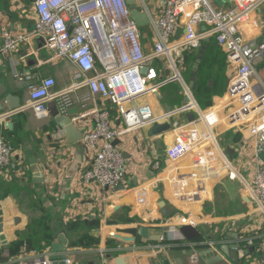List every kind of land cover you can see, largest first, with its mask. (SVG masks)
Masks as SVG:
<instances>
[{
	"label": "crops",
	"instance_id": "1",
	"mask_svg": "<svg viewBox=\"0 0 264 264\" xmlns=\"http://www.w3.org/2000/svg\"><path fill=\"white\" fill-rule=\"evenodd\" d=\"M35 1L0 0V48L3 33L32 32L37 20ZM158 3L159 0H137V7L154 20ZM183 26L180 21L175 42L180 41ZM242 31L245 36L264 43V3L254 14L253 23L244 26ZM139 33L143 50L149 53L154 41L151 23L139 29ZM181 55L183 59L176 60L180 82L168 83L157 95H146L138 101L149 105L153 115L160 117L157 124L170 123V130L148 137L150 127H147L120 136L115 146L123 155L125 181L118 188L106 189L86 183L82 178L92 161L91 153L82 144V135L94 123L90 118L80 121L76 118L93 109H106L113 125L123 128L114 107L93 97L86 87L72 93L73 104L63 116L71 119L81 133V140L70 143L54 122L55 103L47 105L49 117L44 120L36 119L23 107L27 104L29 88L43 79H53L55 91L67 88L72 82L74 67L55 58L38 39L19 46L10 55L0 53V116L12 114L0 126V139L13 150L11 161L15 164L13 171H0V264L49 256V245L41 242L31 247L29 244L37 239H51L53 243L59 235L67 240L65 255L71 264H116L117 258L123 264H232L220 252V247L233 245L244 250L235 238L247 235L251 229L246 226L254 219L249 216L252 197L244 183L240 180L242 192L237 199L241 200L242 211L236 215H217L214 209L205 212L208 205L215 208L211 187L216 177L211 179L202 202L181 205L172 194L168 175L172 164L165 155L174 142V124L185 125L205 112L215 113L219 118L228 112L221 107L228 85L225 53L211 38L203 40L198 49L182 50ZM153 66L160 72L159 79L174 74L166 61H155ZM252 66L255 73L252 87L264 90V55ZM17 75L22 77L21 81L16 80ZM184 88L189 90V103L197 107L163 118L184 105ZM3 89L19 99L18 109L10 110L5 94L1 95ZM191 117L194 119L190 120ZM213 121L214 116L210 115L199 127L207 128ZM7 122L11 128L5 126ZM211 129L223 158L241 176L229 156L239 165L243 148L251 151L245 141V127L234 131L221 123ZM188 164L190 159L180 161L175 173H181V168H188ZM225 175L228 176L223 170L217 177L229 178ZM35 179L41 181L35 182ZM245 181L248 182L246 178ZM187 216L195 220L194 226L181 223ZM259 225L253 223V227ZM140 228L147 229L146 238L139 234ZM195 232L205 233L202 242L191 239ZM224 233L227 237H222ZM116 234L134 241L114 239ZM216 236L221 239L216 240ZM100 251L105 253L103 258ZM193 255L198 257L197 262H192Z\"/></svg>",
	"mask_w": 264,
	"mask_h": 264
},
{
	"label": "built area",
	"instance_id": "2",
	"mask_svg": "<svg viewBox=\"0 0 264 264\" xmlns=\"http://www.w3.org/2000/svg\"><path fill=\"white\" fill-rule=\"evenodd\" d=\"M263 3L264 0H159L156 19H149L154 41L151 51L145 53L139 29L130 19L125 0H36L37 20L32 32L3 33L0 53L10 55L19 46L38 39L55 58L74 67L72 82L63 90L55 91L51 78L29 88L23 110L30 111L38 120L49 117L47 105L50 102L55 103L60 115L67 114L73 104L72 93L81 87L114 107L123 128L113 125L106 109H93L76 120L90 118L94 123L93 128L82 135V144L92 157L83 180L101 188L115 189L124 183L126 167L114 142L125 133L151 127L161 120L153 115L149 105L139 104V99L157 95L168 83L180 82L176 60L183 59L182 50L198 49L203 40L214 39L225 53L228 85L221 107L228 112L223 118L205 112L185 125L174 124V142L165 151L172 164L169 184L174 199L181 205L197 204L204 200L211 179L223 174V170L231 180L240 179L252 197L249 216L254 219L246 226L250 227V232L236 237L235 241L239 246L242 244V249L264 255V163L258 159V154L264 153V90L253 88L248 82L255 75L254 61L264 55V43L245 36L242 31L244 26L253 23L254 14ZM180 21L184 23L183 32L180 41L175 42ZM155 61H166L174 74L159 79L160 72L153 66ZM143 69H146L144 74ZM16 80L21 81L22 77L17 75ZM183 92L190 100L189 90L184 88ZM188 109H193L192 103L166 113L163 118ZM11 115L0 116V126ZM210 115L214 116L213 123L201 129L199 125H204ZM221 123L234 131L246 129L245 141L254 159L248 182L244 176L233 172L217 146L211 128ZM12 156L11 147L0 139V171L3 173L15 169ZM184 159H190L188 168L175 173L178 163ZM181 223L194 226L195 220L187 216ZM253 223L260 225L253 227ZM100 254L102 258L105 255L104 251ZM48 257L14 264H52ZM191 259L197 262L198 257L193 255ZM64 264H71L67 256Z\"/></svg>",
	"mask_w": 264,
	"mask_h": 264
},
{
	"label": "water",
	"instance_id": "3",
	"mask_svg": "<svg viewBox=\"0 0 264 264\" xmlns=\"http://www.w3.org/2000/svg\"><path fill=\"white\" fill-rule=\"evenodd\" d=\"M128 10H129V15L130 19L134 22V24L137 26L138 29L144 28L149 25L150 20L147 16V14L144 11H141L137 7L136 0H125ZM146 72V69H143L141 71L142 74ZM5 94V102L8 104L9 108L11 111H14L20 107L19 104V99L14 97L11 94H6V89H3L1 92V95ZM185 103L183 106H187L189 103V98L185 97ZM194 107H197L193 103ZM54 122L57 125L58 128L61 129L63 132L64 136L70 141V143H75L77 141L81 140V133L76 129L74 124L72 123L71 119L68 116H63L60 115L58 112L54 114ZM6 127L11 128V123L7 122L5 124ZM171 128L170 123H163V124H154L152 125L149 130H148V137H154L157 135H160L162 133L168 132ZM116 142H114V145ZM258 159L264 163V153L258 154ZM36 169L34 168L33 171ZM36 177V176H35ZM38 178V177H37ZM41 180L35 179V182H39ZM245 199V198H244ZM243 199V200H244ZM2 231V225L0 224V233ZM139 234L143 237H147V229L145 228H140L139 229ZM236 236V235H234ZM114 239H118L123 242H133L134 239L131 237H125L121 236L120 234H116L113 237ZM67 240L63 235H59L56 239L55 242H53L48 249V260L52 264H64V260L66 259L65 252L67 251ZM220 252L232 263V264H241L240 262L247 257H249L252 253V249H244V250H239L236 249L235 246L233 245H223L220 247ZM259 260L261 259L258 258ZM116 264H123L122 260L117 258L116 259Z\"/></svg>",
	"mask_w": 264,
	"mask_h": 264
},
{
	"label": "rangeland",
	"instance_id": "4",
	"mask_svg": "<svg viewBox=\"0 0 264 264\" xmlns=\"http://www.w3.org/2000/svg\"><path fill=\"white\" fill-rule=\"evenodd\" d=\"M147 29V28H146ZM167 78V77H166ZM253 76L248 79V82L250 86L253 85ZM242 163L238 165L234 161V159H231V156H229L230 162L233 164L234 167H237L240 171V173L248 180L250 181V172L252 170V166L254 164L253 154L250 150H242ZM227 176V175H225ZM229 177V176H227ZM219 177H216L215 181L212 184L211 187V196L214 203L217 202V199L220 198V195H223L224 198H222V201L225 202L227 200H237V197L240 196L242 192V185L240 183V179L235 178L234 180H229V178L226 179H218ZM261 259L259 260L258 258ZM260 257H250L245 260L243 264H264V255Z\"/></svg>",
	"mask_w": 264,
	"mask_h": 264
},
{
	"label": "trees",
	"instance_id": "5",
	"mask_svg": "<svg viewBox=\"0 0 264 264\" xmlns=\"http://www.w3.org/2000/svg\"><path fill=\"white\" fill-rule=\"evenodd\" d=\"M193 119L194 118L191 117L190 120H193ZM222 198H224V196L220 195V198L217 199V202L215 203V208H213V205L206 206L205 207V212H209L210 213L214 209V211H215V213L217 215H222V214L236 215V214H238L239 212L242 211V207H241L242 204H241V200L239 198L237 200H227L225 202L222 201ZM204 235H205V233H202V232L197 233V232H195V233L191 234V236H192L191 239L194 242H196V243L202 242L204 240ZM222 235H223L222 237H227L225 233L222 234ZM215 239L216 240H220L221 236H216ZM41 242L46 244V245H49V246L52 244L51 239L50 240H47V239L38 240L37 239V241H35V242L31 241L29 245L31 247L32 246H37V244L39 245ZM241 246H242V244H241ZM252 255L254 257L262 256V254H259V253L258 254L252 253Z\"/></svg>",
	"mask_w": 264,
	"mask_h": 264
}]
</instances>
